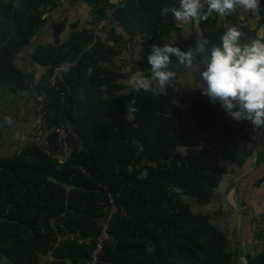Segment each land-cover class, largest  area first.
Masks as SVG:
<instances>
[{"label":"trees","instance_id":"obj_1","mask_svg":"<svg viewBox=\"0 0 264 264\" xmlns=\"http://www.w3.org/2000/svg\"><path fill=\"white\" fill-rule=\"evenodd\" d=\"M81 1L91 13L84 26L64 16L67 0H0V87L34 89L49 142L59 147L52 130L63 124L74 146L63 164L37 146L0 156V264H87L110 199L125 214L113 215L99 264H245L227 232L192 205L208 206L234 166L255 156L264 161V127L233 119L200 88L185 91L179 79L188 69L175 56L169 70L176 79L163 92L137 93L127 81L138 69L150 77L153 45L187 52L206 39L210 54L233 26L243 33L241 43L250 42L264 27V0L259 15L249 12L255 28L240 11L213 13L186 40L172 14H160L179 0H123L100 33L95 29L112 0ZM51 19L55 42L36 44L32 54L46 68L35 84V73L15 60ZM137 46V70L129 73L120 58ZM65 62L71 65L53 83ZM263 182L264 176L255 187ZM258 217L244 215L249 231ZM253 238L262 247L247 250L248 264H264V229Z\"/></svg>","mask_w":264,"mask_h":264},{"label":"clouds","instance_id":"obj_2","mask_svg":"<svg viewBox=\"0 0 264 264\" xmlns=\"http://www.w3.org/2000/svg\"><path fill=\"white\" fill-rule=\"evenodd\" d=\"M237 11L259 15L260 0H179V7H164L160 14L167 20L171 13L182 25H198L213 13L224 18ZM242 37L238 27H229L221 37V45H213L210 54L206 39H197L195 48L187 52L172 44L153 45L148 56L150 77L136 71L127 83L137 93L144 90L157 95L176 79V73L169 70L171 57L175 56L186 69L199 71L201 65L205 66L197 87L213 104L218 102L235 120L250 121L254 130L264 127V27L248 43H241ZM130 103L135 105L136 99Z\"/></svg>","mask_w":264,"mask_h":264},{"label":"crops","instance_id":"obj_3","mask_svg":"<svg viewBox=\"0 0 264 264\" xmlns=\"http://www.w3.org/2000/svg\"><path fill=\"white\" fill-rule=\"evenodd\" d=\"M67 1L70 7L66 9L64 16L66 15L70 20H74V22L80 20V18L77 17L79 15L78 8H82L81 10L89 12L87 5L83 1H78L77 4L74 1ZM71 7H73L74 10H71ZM68 14L76 19H72ZM51 15L56 19L59 16V12L55 11ZM53 23L54 20H48L46 25L41 29L38 37L32 41V45L15 60L18 69L24 72L35 73V84H37L38 80L42 77L46 68L35 63L32 59V54L36 44H53L55 42ZM118 32H121V30H118ZM69 33L70 30L68 28L62 35L63 39H65ZM126 56L127 55L124 54L120 59L126 61V58H131L130 55ZM126 62L123 65L124 70L131 73L132 71L126 69L127 65H129V63ZM135 70H137V68H135ZM41 100L42 98L38 97L37 92L32 88L29 91L19 90L18 92H11L6 88L0 87V156L20 153L27 148L36 146L32 132ZM5 118H7V120ZM9 119L11 121H9ZM12 120H14V122H12ZM258 157L259 156H255L251 163L249 162L243 167L234 166L232 173L223 178L211 203L208 206H196L200 210L199 213L202 214L213 216V214L217 212L218 214H216L218 216H214L215 224L219 228L226 229L225 231L229 235L230 232L236 229L238 231L239 241L241 218L237 212L241 211V206H249L258 216L264 215V182L259 187H255L257 181L264 176V161L258 162ZM248 172H250V174L242 183L235 189H231L232 183ZM223 220L224 223L226 222V225H220L221 223L219 222ZM249 227L248 221H245L243 225V242H246L248 251L252 250V248L249 247H253V240L252 242L248 241V237H250L248 234Z\"/></svg>","mask_w":264,"mask_h":264},{"label":"built area","instance_id":"obj_4","mask_svg":"<svg viewBox=\"0 0 264 264\" xmlns=\"http://www.w3.org/2000/svg\"><path fill=\"white\" fill-rule=\"evenodd\" d=\"M124 7L123 0H112L110 4L106 8V18L98 25L95 29L96 33H100L102 29L107 27L113 20L114 16L119 13L120 9ZM71 63L65 62L62 63L55 71V76L52 79V82H55V77L59 75L65 68L69 67ZM42 101V100H41ZM44 111L42 110V106L40 105L37 111V117L35 126L32 132V136L35 140L36 146L42 149L47 155L57 159L60 164L66 163L70 160L74 152V146L72 140L69 136V132L67 127L63 124L58 125L53 128L52 132L57 137V142L59 147L51 144L47 139V131L44 125ZM9 121H11L9 119ZM248 149L253 147L252 143L247 144ZM241 212L245 215H254L253 211L249 209L248 206H241ZM125 214V211L120 210L119 207L114 203L112 199H110L109 209L107 210V215L101 221V230L99 235L96 238V246L93 250V253L90 257V260L87 264H99L100 255L104 248L105 243L111 241V235L109 233V228L111 224V219L113 215L118 212ZM258 226H264V218H260L257 220Z\"/></svg>","mask_w":264,"mask_h":264},{"label":"rangeland","instance_id":"obj_5","mask_svg":"<svg viewBox=\"0 0 264 264\" xmlns=\"http://www.w3.org/2000/svg\"><path fill=\"white\" fill-rule=\"evenodd\" d=\"M70 1H74L76 4L78 3V1H81V0H70ZM67 8H69V4H66ZM77 7V6H75ZM72 9L71 10H74L73 7H71ZM82 8H78V12H79V15L77 16L78 18H80V20H78L80 22V25L81 26H84L86 25V21L89 19V16H91V13L89 12H86L85 10H81ZM77 12V13H78ZM64 13V12H63ZM70 16V14H68ZM239 16L242 20H244L245 22H250V24L252 25L253 28L256 27V21L254 19H251L249 17V13H242V12H239ZM71 17V16H70ZM72 19H76L75 17H71ZM70 20V19H69ZM72 24L76 23L74 22V20H70ZM77 21V22H78ZM179 23V22H178ZM179 26L181 27L182 29V34H183V38L186 40L188 39L189 35L194 31H198V25L195 24V23H189L187 25H182L179 23ZM139 49V46L135 47L134 50H131V52L129 54H126L127 56L130 55L131 58H126V61L129 63V65H127V68L128 71H132L134 68H136L137 66L134 64V61L138 58L137 56V50ZM126 56V57H127ZM138 71H140L138 69ZM143 72V71H142ZM147 72H143V74L145 75ZM180 83H181V86L182 88L185 90V91H193L195 88H199L197 87L198 84L201 83V77H200V71L196 70L195 68L193 69H188V71L180 76V79H179ZM159 91V90H158ZM164 91V90H163ZM163 91H160V92H163ZM12 122H14V120H12ZM192 209L194 212L196 213H199L200 210L199 208H197L195 205H192ZM250 209V208H249ZM217 213V212H216ZM213 214V222L215 223V218L214 216H218L217 214ZM209 215V214H207ZM221 216V215H219ZM221 218V217H220ZM261 216L258 217V219H260ZM221 223L220 225H226V222L224 223V220L222 222H219ZM223 227V226H222ZM222 230V228H220ZM264 229V226H258V223L257 221L255 222V225L252 226V230L251 232L248 231V234L250 236V238L248 237V241L249 242H252L253 240V244L252 246L253 247H249V248H252V250H260L261 247H262V244L257 241L256 239L253 238V233L255 232H259L260 230ZM226 230V229H225ZM224 231V229H223ZM228 234V233H227ZM229 235V234H228ZM252 237V238H251ZM229 238H230V241H231V246L233 249H236L238 247L241 248V242L239 241L238 239V231L236 229H234V231L230 232V235H229ZM244 247L246 249V251L248 250V247L246 245V242L244 243ZM245 261V260H243Z\"/></svg>","mask_w":264,"mask_h":264},{"label":"water","instance_id":"obj_6","mask_svg":"<svg viewBox=\"0 0 264 264\" xmlns=\"http://www.w3.org/2000/svg\"><path fill=\"white\" fill-rule=\"evenodd\" d=\"M250 174V172L246 173L245 175H243L242 177H240L239 179H237L234 183H232L231 185V189H235L237 186H239L242 181ZM238 215L240 216L241 218V222H240V228H239V237H240V242H241V250H242V253H243V257H244V260H245V264H248V254H247V251L244 247V244H243V225H244V215L241 211H238L237 212Z\"/></svg>","mask_w":264,"mask_h":264}]
</instances>
